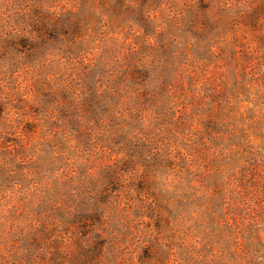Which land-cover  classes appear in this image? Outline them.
<instances>
[{"label": "clouds", "instance_id": "clouds-1", "mask_svg": "<svg viewBox=\"0 0 264 264\" xmlns=\"http://www.w3.org/2000/svg\"><path fill=\"white\" fill-rule=\"evenodd\" d=\"M253 37L264 0H0V264H264V137L195 80L187 126L162 108L193 48ZM218 197L250 217L222 246Z\"/></svg>", "mask_w": 264, "mask_h": 264}, {"label": "rangeland", "instance_id": "rangeland-1", "mask_svg": "<svg viewBox=\"0 0 264 264\" xmlns=\"http://www.w3.org/2000/svg\"><path fill=\"white\" fill-rule=\"evenodd\" d=\"M232 45L231 48L226 47L219 50H210L207 46L199 45L193 48L191 55L194 67L188 70L189 79L172 85L175 89L172 92L175 102L169 100L167 103H162V108L165 116L170 118V122L177 128L187 126V117L192 111L190 105L194 99L190 91V82L195 80L204 91L203 101L211 100L218 109L222 106L228 108L223 115L229 117V124L233 126V137L230 139L234 141L251 139L258 142L261 137H264V110H262L264 109V94L260 92L264 89V72L260 71L259 60L250 54L249 50L255 53L264 49V37H253L251 40L238 38L232 41ZM210 51L214 54H209ZM225 52L227 55L224 54ZM233 76L236 77L233 83L243 81V85L235 90L222 87V78L231 79ZM98 86L103 87V82H99ZM253 96L255 99L252 98ZM226 99L227 105H225ZM210 126L214 128L215 122H211ZM192 127H195V123ZM121 147L125 155L131 153L133 156L152 150L151 145L137 142ZM128 162L125 160L121 167L127 165ZM248 178L251 179L252 175L248 174ZM230 199L218 197L217 200L211 202L207 208L208 217L205 218V221L212 225V239L221 246L226 238L244 224L245 219L250 218L242 207L234 206V202L230 203ZM254 218L258 222H264V216L257 214ZM248 226L245 225V227Z\"/></svg>", "mask_w": 264, "mask_h": 264}]
</instances>
